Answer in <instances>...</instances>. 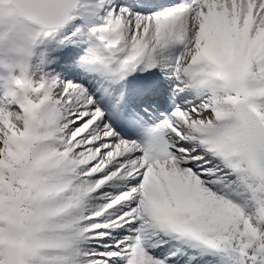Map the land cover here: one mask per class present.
I'll return each mask as SVG.
<instances>
[{
  "label": "snow or ice",
  "instance_id": "snow-or-ice-1",
  "mask_svg": "<svg viewBox=\"0 0 264 264\" xmlns=\"http://www.w3.org/2000/svg\"><path fill=\"white\" fill-rule=\"evenodd\" d=\"M81 3L0 0V264H264V0H95L105 16L83 27ZM55 37L77 44L72 67L100 82L108 115L34 62ZM152 69L206 92L170 97L151 126L130 112L144 142L109 122L124 94L104 85Z\"/></svg>",
  "mask_w": 264,
  "mask_h": 264
},
{
  "label": "bare ground",
  "instance_id": "bare-ground-1",
  "mask_svg": "<svg viewBox=\"0 0 264 264\" xmlns=\"http://www.w3.org/2000/svg\"><path fill=\"white\" fill-rule=\"evenodd\" d=\"M86 1H89V0H86ZM115 1H117V0H112V3L114 4V2ZM173 2V1H172ZM127 3H129V2H127ZM158 3V1H156V2H152V3H150V5H158L157 4ZM169 3H171V2H169ZM130 6H133V7H136V6H138V5H136V4H134V5H130ZM94 9H97L96 7H95V3L94 2H89V3H85V0H82V3H81V7L78 9V14H77V17H76V19H75V21H78V22H73V23H75V24H77V25H79V26H81V27H83L84 25H90V26H92L93 24H95L98 20L95 18V16H93V14H94ZM79 21H81V22H79ZM58 37H55V40H54V42H53V45H57L56 44V39H57ZM74 40H76L77 38H73ZM46 42H48L47 41V39H46ZM42 44L40 43V44H38L36 47H35V49H34V53H35V60H34V62L35 61H38L39 59H41V58H43V55L42 54H40V46H41ZM44 46H46V45H44ZM69 46H71L72 48H73V50H74V54L73 55H71V56H68V57H65L64 59H63V61H66V62H68L69 64H70V70H66V69H61V68H59L58 69V67H57V69L55 68L54 70V72L52 73V74H56V75H58V76H60V77H67V79H70L71 81H73V82H75V83H83L86 87H88L89 88V90H90V92H92L93 94H94V96L95 97H98V91H96L95 90V86H100L101 87V84H100V82L99 81H97V80H95V79H92V78H90V77H88V76H86L85 75V73H83L81 70H79V69H77V68H75V67H72V61L75 59V58H78V55L80 54V50H78L79 48L77 47V44L76 43H70V44H66V46L65 47H62V49L63 50H68L69 49ZM51 47H48V49H50ZM177 54V49H176V46H173L172 48H170L165 54H164V56H165V62L166 63H172L173 61H174V58H175V55ZM49 56H51V59H52V54L50 53L49 54ZM49 56H47L46 57V59H49ZM45 71H47L48 73H51V71L49 70V69H44ZM159 70V69H158ZM160 71V70H159ZM83 77H86L87 78V81H85L84 79H83ZM167 81V80H166ZM105 87H107V85H104ZM176 87V89L178 88V87H181V85H176L175 86ZM175 87H173V89L175 88ZM188 87H190L191 88V90H192V87H191V84H189L188 85ZM108 88L112 91V93H113V95H115V91H116V87L115 86H108ZM193 89H194V91H195V95H196V97H195V99H197V98H202L203 97V95L205 94V92H206V90H203V88H200V87H197V86H194L193 85ZM186 89H184V92L182 93V96H181V98H184V99H187V100H191V101H194L195 99L194 98H192V95H190L189 93H188V90L187 91H185ZM1 92H2V89H0V94H1ZM160 92V91H159ZM139 93V91L136 89V87L134 86L133 87V93L131 94V96H130V100H133V99H147V98H150V99H154V100H159V97H158V95L157 94H155V93H148V94H138ZM1 96V95H0ZM180 98V99H181ZM180 99H176L175 100V103H181V100ZM99 102H101V103H103L100 99H99ZM173 107L174 105H173V101L172 102H170V103H167L166 105H165V107ZM164 107V106H163ZM162 107V108H163ZM159 114V113H158ZM158 114L157 115H155L156 117H157V119L159 120V119H163V117H164V115H167L166 113L162 116V118H160L159 116H158ZM157 119H156V121H157ZM147 120H148V118H147ZM152 125L153 124H155L154 122H152L151 123ZM131 128H133L132 126H131ZM123 133H126V131L124 132L123 131ZM138 140H143V139H141V138H137ZM144 142H147V139L146 140H143ZM170 243H176V245H177V242H175V241H172V242H170ZM167 244H165V245H162L161 247H164V246H166ZM165 250H166V248H165ZM177 250V252L179 253V247H178V249H176ZM158 251V250H157ZM216 264H219V263H216ZM220 264H222L221 262H220ZM232 264H233V262H232Z\"/></svg>",
  "mask_w": 264,
  "mask_h": 264
},
{
  "label": "rangeland",
  "instance_id": "rangeland-1",
  "mask_svg": "<svg viewBox=\"0 0 264 264\" xmlns=\"http://www.w3.org/2000/svg\"><path fill=\"white\" fill-rule=\"evenodd\" d=\"M114 4H118V3H114ZM102 13H103L104 16H105V12L102 11ZM104 16H103V17H104ZM101 22H102V21H101ZM101 22H100V23H101ZM56 63H57V62H56ZM66 65H67V66H65L66 68H68V67L70 66V64H69L68 62L66 63ZM62 67H63V66H62ZM54 68H55V67H54ZM54 68H53V69H54ZM51 73H52V71H51ZM61 78H62V79H65V80H70V79H67V77H64V76L61 77ZM83 78H84V77H83ZM168 85H170V86L172 87V86L174 85V83L171 81V84H168ZM170 111H171V110H169V112H170ZM169 112H168V113H169ZM162 113H163V112H161V111L159 112L160 116L162 115ZM168 113H167V114H168ZM149 118H150L151 120H153V121H156V120H155V115L150 116ZM221 259H222V262H221L222 264H232V257H231V255H230L229 253H223V258L221 257ZM219 262H220V260H219ZM219 264H220V263H219Z\"/></svg>",
  "mask_w": 264,
  "mask_h": 264
}]
</instances>
